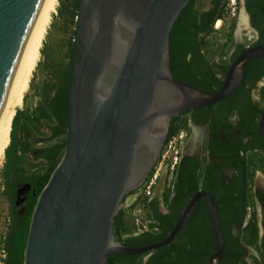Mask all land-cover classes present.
Returning a JSON list of instances; mask_svg holds the SVG:
<instances>
[{
  "label": "water",
  "instance_id": "95a60500",
  "mask_svg": "<svg viewBox=\"0 0 264 264\" xmlns=\"http://www.w3.org/2000/svg\"><path fill=\"white\" fill-rule=\"evenodd\" d=\"M190 1L79 0L67 146L38 196L24 264H107L169 244L190 219L200 194L161 242L132 247L115 234L125 198L157 165L174 118L226 98L247 61L264 57L263 46L243 52L218 92L176 78L171 33ZM43 3L0 0V115ZM210 202L221 238L211 264H220L225 243Z\"/></svg>",
  "mask_w": 264,
  "mask_h": 264
},
{
  "label": "flooded vegetation",
  "instance_id": "af4514ba",
  "mask_svg": "<svg viewBox=\"0 0 264 264\" xmlns=\"http://www.w3.org/2000/svg\"><path fill=\"white\" fill-rule=\"evenodd\" d=\"M215 6L213 2L211 8L198 11L191 19L174 56L180 80L211 89H218L220 82L224 84L232 63L243 52L264 47V0H241L248 37L237 34L235 28L229 60L213 59L212 49L204 47V42L214 26L206 13ZM263 116L264 57H252L245 65L241 83L230 95L179 116L188 128L181 162L164 196L148 204L151 228L135 232L128 223L132 231L124 236V242L135 239L138 246L132 247L161 242L153 240L154 236L171 228L169 235L200 194L190 219L169 244L139 254L114 255L109 264H211L220 250L221 238L210 199L225 243L220 264H264ZM126 220L125 216V229Z\"/></svg>",
  "mask_w": 264,
  "mask_h": 264
},
{
  "label": "rangeland",
  "instance_id": "374dc122",
  "mask_svg": "<svg viewBox=\"0 0 264 264\" xmlns=\"http://www.w3.org/2000/svg\"><path fill=\"white\" fill-rule=\"evenodd\" d=\"M213 2L214 0H196L195 9L204 11L211 8ZM78 10V0L59 1L41 50V59L34 71L30 88L25 95L26 100L24 98V103L18 108V111L21 110L25 113L22 122L24 121L30 127L33 146L41 151L36 158L28 155L30 157L24 164L27 171L24 175H16L14 171L8 173L9 170L5 169L7 156L0 166V264H6L5 259L8 254L4 242L13 223L12 213L14 209L19 206V213H24L32 205L36 193L35 188L27 181V178L49 173V163L47 159L41 156L45 154L47 148L63 142L67 138V135H61L59 138L53 139V128H55L56 122L55 116H52L50 103H52L62 75L70 69L73 62ZM243 15L245 14H240L236 32H240V36L244 34L247 38L249 30L243 25L245 21ZM207 47L212 49L210 45ZM42 109L51 114L52 120L41 117ZM184 118L186 119V116ZM184 123L183 120L176 121V126L180 127L176 133L181 129H188L183 126ZM14 190H16V198L12 201L10 197L14 195ZM23 190H26L25 193ZM24 195L27 196H25L26 199H24ZM126 219L128 228V223L133 221V213L126 212ZM128 229L124 231L125 236L132 231L130 227Z\"/></svg>",
  "mask_w": 264,
  "mask_h": 264
},
{
  "label": "trees",
  "instance_id": "16d2710c",
  "mask_svg": "<svg viewBox=\"0 0 264 264\" xmlns=\"http://www.w3.org/2000/svg\"><path fill=\"white\" fill-rule=\"evenodd\" d=\"M224 0H214L216 6L206 13V15H211L210 22L214 25L216 20L222 16L223 14V4ZM195 2L196 0H191L187 7L182 11L181 15L179 16L173 30L171 33V67L173 74L176 78L179 79V75L176 73L174 69V56L176 50L181 48L180 41L183 38V33L188 26L189 22L193 17L196 16L198 13V10L195 9ZM79 4V0H78ZM209 28V27H208ZM213 29V28H212ZM212 29L209 28V33L212 32ZM180 40V41H179ZM204 47H207L210 45V43L207 41L204 42ZM180 45V47H179ZM74 54V53H73ZM72 71H73V62L70 67V69L62 75L61 82L57 88V96L52 100V103H50V109L53 112L52 116L54 117V120L56 122V126L53 131V139L59 138L61 135H67L68 134V120H69V92H70V82L72 79ZM228 71V67L225 70V73ZM183 73H181L182 75ZM199 87L201 85L198 84ZM223 86V82H220L218 85V89H211V88H204L205 90L218 92ZM26 100V98H25ZM41 117L47 118L52 120L51 114L46 112V110H41ZM24 112L19 110L16 114L14 121H13V128L11 133V143L8 146L6 150V156H7V162H6V170H9L8 173H13L11 171H14L16 175L22 174L24 175L27 171L24 166L26 163V160H28V157L32 156L33 158H36L39 154L38 148H35L31 142V130L28 124H26L24 121L22 122ZM20 118V120H19ZM179 117L174 118L169 138L176 133V131L180 128L176 126V121ZM19 120V122H18ZM67 146V138L60 143L53 144L52 147L47 148V150L44 152L41 157L47 159L50 171L49 173H45L39 176H32L30 178H27V181L32 184V186L35 188V196L33 197L32 205H30L24 213H19L18 208L19 206H16V209H14L12 216H13V223L9 228L7 237L5 239V250L7 251V258L5 259L6 264H24V252L27 245V239L29 236V229H30V223L32 219V214L34 207L36 205L38 196L42 189L46 186L48 183L50 176L54 169L57 167L59 162L61 161L65 150ZM30 155V156H28ZM33 168V167H32ZM9 181V180H8ZM8 183V182H7ZM8 195V194H7ZM16 196V190H14V195H11V200L14 201ZM126 216L125 209H121L119 214L116 216L115 219V234L118 240L124 242L125 241V235L124 231L125 229V223H124V217ZM131 229V228H130ZM129 230V229H128ZM171 231V228H167L164 230V233L154 236L153 240L155 241H162L168 233ZM127 242L125 243L128 246H138V244L135 242V239L133 238H127ZM114 255L110 256L109 262H111ZM108 262V264H109Z\"/></svg>",
  "mask_w": 264,
  "mask_h": 264
},
{
  "label": "built area",
  "instance_id": "2783aa9c",
  "mask_svg": "<svg viewBox=\"0 0 264 264\" xmlns=\"http://www.w3.org/2000/svg\"><path fill=\"white\" fill-rule=\"evenodd\" d=\"M241 0H225L223 14L219 17L208 36L213 59L228 61L234 45V32L240 20ZM187 139V130L181 129L168 138L162 156L147 181L123 203L126 212L133 213L131 227L135 232L151 228L153 219L148 204L153 198H161L172 182L176 169L181 162ZM135 197V198H134Z\"/></svg>",
  "mask_w": 264,
  "mask_h": 264
},
{
  "label": "bare ground",
  "instance_id": "6f19581e",
  "mask_svg": "<svg viewBox=\"0 0 264 264\" xmlns=\"http://www.w3.org/2000/svg\"><path fill=\"white\" fill-rule=\"evenodd\" d=\"M60 0H44L26 47L17 65L4 109L0 115V166L11 143L13 121L24 103L41 50Z\"/></svg>",
  "mask_w": 264,
  "mask_h": 264
}]
</instances>
